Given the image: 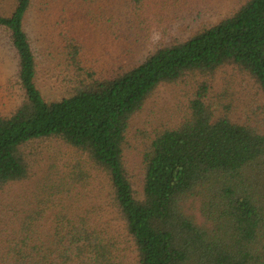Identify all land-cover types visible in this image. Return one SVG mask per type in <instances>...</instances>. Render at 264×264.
Instances as JSON below:
<instances>
[{
	"label": "trees",
	"instance_id": "obj_1",
	"mask_svg": "<svg viewBox=\"0 0 264 264\" xmlns=\"http://www.w3.org/2000/svg\"><path fill=\"white\" fill-rule=\"evenodd\" d=\"M34 1L16 0L10 14L0 13L23 92L21 104L0 115V189L32 180L29 144L54 140L77 157L74 168H45L17 197L19 208L11 204L16 220L10 232L0 228V264H264V0H246L110 75L82 66L72 38L65 47L87 78L53 101L36 85L25 29ZM177 1L84 0L129 54L132 43L160 31ZM225 66L256 83L255 117L238 122L216 112L209 85L198 83L184 118L143 149L137 191L124 162L133 116L161 85Z\"/></svg>",
	"mask_w": 264,
	"mask_h": 264
},
{
	"label": "rangeland",
	"instance_id": "obj_2",
	"mask_svg": "<svg viewBox=\"0 0 264 264\" xmlns=\"http://www.w3.org/2000/svg\"><path fill=\"white\" fill-rule=\"evenodd\" d=\"M246 0H179L165 10L161 24L153 35L125 51L102 18L96 19L93 8L84 0H35L25 20V29L36 56V85L47 101L59 100L75 91L86 74L76 69L65 47L70 39L81 43L79 60L90 71L110 75L125 63H139L147 54L164 43L182 41L205 26H211L231 15ZM16 0H0V13L8 15ZM88 2V1H87ZM84 5H82V4ZM103 21V22H102ZM117 27V25L115 26ZM15 53L5 36L0 34V115L11 114L23 101L17 79ZM206 81L208 99L218 113H226L238 122L254 118L260 104L256 83L235 67L225 66L215 75L188 74L172 84L158 87L133 116L128 129L124 162L129 179L137 191L142 190L144 165L142 151L157 130L171 127L184 118L189 99L198 83ZM32 180L0 189V228L11 231L16 220L12 205L19 208L17 197L29 189L45 168H74L76 156L57 141H39L24 148ZM113 222V221H112ZM2 243H0L1 245ZM1 249V248H0Z\"/></svg>",
	"mask_w": 264,
	"mask_h": 264
}]
</instances>
